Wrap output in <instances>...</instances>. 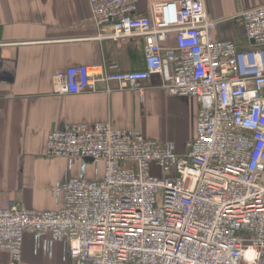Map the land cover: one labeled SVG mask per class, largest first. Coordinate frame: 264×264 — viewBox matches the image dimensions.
I'll list each match as a JSON object with an SVG mask.
<instances>
[{
	"label": "built area",
	"instance_id": "obj_1",
	"mask_svg": "<svg viewBox=\"0 0 264 264\" xmlns=\"http://www.w3.org/2000/svg\"><path fill=\"white\" fill-rule=\"evenodd\" d=\"M90 0L99 39L144 40V69L75 65L53 76L57 95L132 90L160 76L171 96L199 104L188 153L110 123L67 124L49 133L46 157L91 158L101 178L60 181L56 211L0 206V250L19 264L31 234L51 255L62 242L74 264H264V5L233 20L248 48L219 40L223 20L204 0ZM174 38V45L168 42Z\"/></svg>",
	"mask_w": 264,
	"mask_h": 264
},
{
	"label": "crops",
	"instance_id": "obj_2",
	"mask_svg": "<svg viewBox=\"0 0 264 264\" xmlns=\"http://www.w3.org/2000/svg\"><path fill=\"white\" fill-rule=\"evenodd\" d=\"M138 15L149 4L172 0H138ZM208 14L223 20L219 40L248 48L244 27L233 20L264 0H204ZM90 0H0V206L22 202L28 209L61 208L53 190L60 181L78 178L85 169L88 179L103 175L93 161L46 157L50 132L67 124L110 123L114 128L138 130L148 140L174 144L180 155L196 138L199 104L193 97L171 96L156 75L146 82L145 99L132 90L57 95L55 72L75 65L106 66L112 71L144 69V40L126 43L99 39ZM174 45V38L168 42ZM48 239H42V245ZM31 234L24 237L19 264H74L62 242L52 245L51 255L39 248ZM0 250V264H10Z\"/></svg>",
	"mask_w": 264,
	"mask_h": 264
},
{
	"label": "water",
	"instance_id": "obj_3",
	"mask_svg": "<svg viewBox=\"0 0 264 264\" xmlns=\"http://www.w3.org/2000/svg\"><path fill=\"white\" fill-rule=\"evenodd\" d=\"M251 43H252V44H254V42H251ZM87 160H88V161H90V162L92 161V159H91V158H88Z\"/></svg>",
	"mask_w": 264,
	"mask_h": 264
}]
</instances>
